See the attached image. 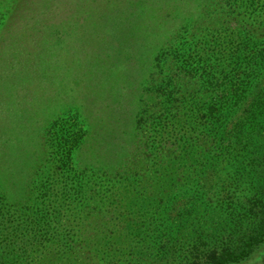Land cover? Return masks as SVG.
I'll return each mask as SVG.
<instances>
[{
  "label": "trees",
  "instance_id": "trees-1",
  "mask_svg": "<svg viewBox=\"0 0 264 264\" xmlns=\"http://www.w3.org/2000/svg\"><path fill=\"white\" fill-rule=\"evenodd\" d=\"M262 1L129 0V15L120 17V21L134 20L136 23H131L138 30L143 28L142 23L155 26L168 23L169 30L181 24L178 33L182 36L195 29L192 36L198 38L196 55L201 58L195 61L189 57L182 62L177 59L176 50L169 48L171 57L165 64L162 65L158 55L150 65L143 62L146 54L155 50L149 47L138 58L129 57L120 63L110 46L108 61L93 62L94 66L82 78L86 97L72 110L80 126L78 133L71 134L65 142L63 167H57L62 163L53 157L52 161L46 158L40 163L34 153L21 154L23 144L36 142L29 125L22 122H29L33 110L28 103L34 94L25 93L24 100L18 102L23 105L22 116L17 118L15 127L20 129L23 125L28 129L24 131L28 132V141L6 138L0 129V264H142L146 257L152 258L151 263L156 258L159 264L156 253L164 249L163 254H169L170 240L164 236L171 233L172 227L162 216V210L157 208L150 214L153 203H147L144 210L141 205H135L132 196L138 193L141 198H160L155 193L162 194L163 186L155 188L162 183L165 166L174 169L178 149L193 156L194 166L199 161L197 151H209V140L217 144L219 140L213 137L216 133L208 134L203 127L205 123L214 127L222 125L228 114L237 116L245 106L242 121L232 124L231 129L240 135L246 125L264 116L260 105L264 94L258 87L264 74V41L259 45L258 36L246 38L239 30V22L230 18L233 14L248 15L249 20L264 26ZM113 21L109 20L113 29L125 26L118 22L115 27ZM187 23L192 24L190 31L183 29ZM218 24L233 29L218 31V43L213 41L207 46L206 30ZM168 43L165 39L161 44L164 50L171 45ZM212 45L211 52L206 50ZM159 51L158 54L163 53L161 47ZM204 62L207 78L203 80L201 68L191 66H201ZM17 63L18 70L17 67L10 70L23 76L0 80V105L8 103L5 105L9 111L18 105L10 102L12 96H17V89L11 85L28 82L27 78L36 70L25 60ZM221 64L220 71L213 75L212 65ZM116 69L122 73L114 78L112 73L118 74ZM145 72L149 73L146 87L145 80L140 81ZM195 77L201 80L199 85L192 84ZM2 114H6L3 108ZM157 127L162 136L148 138L146 133ZM9 146L11 150L6 153ZM85 160L90 167L68 166ZM45 162L52 166L40 167ZM202 165L199 162L196 167ZM66 167L71 170L67 171ZM44 168L50 173L46 178L39 176ZM135 183L140 187L137 192L133 191ZM257 198L259 210H251L257 222L245 239L238 245L226 244L204 251L200 259L194 253L199 252L200 246L208 245L199 236L196 239L199 247L195 250L192 249L196 245L186 244L190 249L187 262L264 264V198L261 194ZM135 242L137 247H133ZM156 245L157 252L153 250Z\"/></svg>",
  "mask_w": 264,
  "mask_h": 264
},
{
  "label": "rangeland",
  "instance_id": "rangeland-1",
  "mask_svg": "<svg viewBox=\"0 0 264 264\" xmlns=\"http://www.w3.org/2000/svg\"><path fill=\"white\" fill-rule=\"evenodd\" d=\"M90 5L93 6L92 10ZM129 7V0H0V80L5 77L15 79L19 76L20 72L10 70L11 67H17L18 70L20 67L18 60L21 62L25 60L28 65L36 67L33 74L27 78L28 82L14 85L9 81L13 84L11 86L17 89V96H12V100L9 101L18 105L11 107L10 111L8 103L2 105L1 102L0 105L6 113L2 114L0 108V129L6 138L28 141L26 140L28 132H24L28 129L23 125H29L30 134L36 136L35 144H23L21 154L34 153L36 158L40 159L39 162L46 158V161L48 159L52 161L53 157L62 163L57 164V167H63L67 151L65 142L71 134L78 133L80 126L72 110L83 103L86 97L84 92H87V88L82 78L89 72L90 67L94 66L93 62L108 61L106 55L110 46L113 47L111 53L117 56L116 60L120 63L129 57L132 60L133 57L138 58L142 51L149 47L155 50L147 53L143 62L148 61L150 65L158 55L162 58V65L165 64L171 57L168 54L169 48L171 51L176 50L177 59L182 62L187 61L189 57L195 61L201 58V55H196L195 46L198 38L192 36L195 29L190 34L182 36L178 33L179 28L182 29L181 24L169 30L168 23L156 26L142 23L143 28L138 30L137 25L131 23H136L134 20L124 22L119 20L120 17L129 15ZM260 8L264 11V1L261 2ZM254 14H257L256 11ZM243 16L233 14L230 18L239 22V30L246 38L258 36L256 39H259L260 45L264 41V26H258L257 22L249 20L248 15ZM111 19L114 20L115 27L118 22L124 23L125 26L113 29L109 23ZM187 24L183 29L190 31L192 24ZM232 29L227 24L211 26L206 30L207 46L213 41L218 43V31ZM165 39L169 40L168 44L171 43L166 50L165 46L161 45ZM160 47L163 53L158 54ZM48 49L50 57L45 56ZM213 49L214 45L210 49L206 48L209 52ZM13 59H16L14 63ZM78 62L82 65H78ZM191 67L201 68L199 73L202 74V79L207 78V72H204L207 68L206 62L201 66L193 64ZM221 67L222 64L218 67L212 65L213 75H216ZM116 72L118 74L112 73L114 78L122 73L117 69ZM20 75L23 76L22 73ZM148 75L149 73L145 72L143 78H140V81L145 80L143 84L145 87ZM200 82L201 80L195 77L192 84L199 85ZM259 83V90L264 94V74ZM202 85L206 88V84ZM25 93L34 94L31 97L32 101L28 103L33 110L31 109L29 122L22 121L24 124L18 129L15 123L17 118L22 116L20 114L23 106L18 102L24 100ZM260 105L264 111V97ZM244 108L245 106L238 111L237 116L228 114L226 122L222 125L215 127L210 123L203 125L211 136L216 133L213 137L219 141L215 144L209 140L207 142L209 151H197L199 161H196L194 166L193 156L189 157L184 151L177 150L174 169H171L172 166H165L162 171V183L155 188L157 190L163 186L162 194L157 191L155 193L161 195L160 198L149 199V196L141 198L138 193L132 196L135 205H141L144 210H147V203H153V211L150 214L157 208L161 209L162 216L172 227L171 233L164 236L170 240L167 245L169 254L164 255V249L157 252L159 248L157 245L156 249H153L157 252L159 264H190L187 262V259H190V249L186 244L189 247L196 245L192 249L195 250L198 246L196 239L199 236H202L208 245L206 248L198 246L199 252L194 253L201 259L204 251L226 244L238 245L241 239H245L247 234L253 231L257 220L251 210L256 212L259 210L256 206L258 195L261 194L264 198V116L252 121L251 125H246L245 131L238 135L231 132L232 124L242 121ZM76 109L81 115L80 110ZM8 115L13 118L10 116L7 118ZM80 118L83 119L82 116ZM190 128H193L192 124ZM160 132L157 127L153 132L148 131L146 134L148 138H159ZM236 136H239V143ZM10 147H6L9 149L6 153L11 150ZM85 162L86 160L81 161V164L68 166L73 169L90 167ZM199 162L203 165L196 167ZM43 166L49 168L52 164L45 162L40 165ZM69 170L71 169L67 171ZM49 175L46 168L39 174L43 178ZM6 180L10 182L11 179ZM139 190L140 187L135 183L133 191ZM133 247H137L136 242ZM175 257L176 262H173ZM151 261V257H146L142 264H157L156 258L153 263Z\"/></svg>",
  "mask_w": 264,
  "mask_h": 264
}]
</instances>
